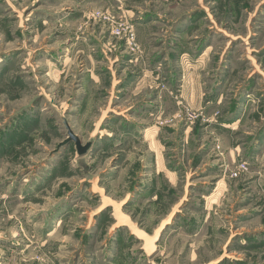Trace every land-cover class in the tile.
Masks as SVG:
<instances>
[{
  "label": "rangeland",
  "instance_id": "rangeland-1",
  "mask_svg": "<svg viewBox=\"0 0 264 264\" xmlns=\"http://www.w3.org/2000/svg\"><path fill=\"white\" fill-rule=\"evenodd\" d=\"M0 264H264V0H0Z\"/></svg>",
  "mask_w": 264,
  "mask_h": 264
},
{
  "label": "water",
  "instance_id": "water-1",
  "mask_svg": "<svg viewBox=\"0 0 264 264\" xmlns=\"http://www.w3.org/2000/svg\"><path fill=\"white\" fill-rule=\"evenodd\" d=\"M71 135H72V138L75 140V142L77 143L78 145V148L82 151H84L85 149L81 146V143H80V140L78 139L77 136H75L72 132H71Z\"/></svg>",
  "mask_w": 264,
  "mask_h": 264
}]
</instances>
